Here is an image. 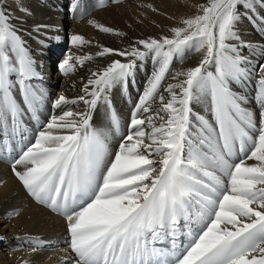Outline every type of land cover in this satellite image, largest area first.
<instances>
[{"label":"snow or ice","instance_id":"1","mask_svg":"<svg viewBox=\"0 0 264 264\" xmlns=\"http://www.w3.org/2000/svg\"><path fill=\"white\" fill-rule=\"evenodd\" d=\"M7 4L0 0V139L5 146L23 144L8 161L13 176L36 204L64 218L67 264H264V63L241 54L252 45L239 35L245 18H258L264 31V15L256 11L264 0H205L171 26L170 35L137 39L123 50L97 45L96 57L124 61L90 70L75 98L58 95L31 139L24 117L39 120L47 93L34 83L43 80L42 65L11 23ZM19 10L30 14L23 5ZM41 29L50 26L33 31ZM69 39L72 47L92 44L80 34ZM191 53L197 63L173 72L174 59L183 63ZM253 54L264 60V47ZM147 59L153 71L125 132L109 94L126 87L137 62ZM91 60V54L69 55L58 68L67 76ZM254 74L258 115L233 90ZM200 103L206 114L194 111ZM81 104L79 111L66 107ZM99 109L108 122L103 128L92 123ZM185 235L187 242L180 241ZM22 243L35 252L49 242L25 237Z\"/></svg>","mask_w":264,"mask_h":264},{"label":"bare ground","instance_id":"2","mask_svg":"<svg viewBox=\"0 0 264 264\" xmlns=\"http://www.w3.org/2000/svg\"><path fill=\"white\" fill-rule=\"evenodd\" d=\"M74 0H8L7 8L12 13L11 23L14 24L20 34L27 41L31 54L42 65L40 71L43 80L36 83L37 87H43L47 93L45 103L39 112V120L35 121L30 116L24 117L26 134L33 138L38 126H42L49 119L53 110L51 102L60 94L68 98L80 95L82 80L89 75L90 70H97L106 66L112 60L124 61L123 57L108 55L96 57L95 53L100 47L123 50L128 48L135 40L148 37H159L170 35L169 28L177 25L180 19L191 16L196 11V5L205 0H121L119 5L113 4L111 0H105V7H100V0H81L80 6L73 9L71 5ZM152 4L157 12H152L146 5ZM27 8L30 14L20 11V7ZM256 11L264 15V6L257 4ZM65 13L69 15V30H64ZM85 13L81 18V14ZM94 20L98 24L112 27L123 32V36L102 33L89 25L88 21ZM35 25H48L50 29H41L40 32L33 31ZM59 36V41L48 39ZM80 34L86 40L92 41L90 46L72 47L70 36ZM239 35L243 41L249 42L252 48H243L241 54L249 57L255 64L257 61L264 63L259 55L253 54V49L264 47V31L260 28V21L245 18L239 24ZM44 41L47 46H42ZM65 48V49H64ZM61 49L62 63L69 55L91 54L93 60L85 62L83 67L77 65L74 72L67 76L63 75L58 68L59 64L54 61L59 56ZM198 54L191 53L181 63L174 59L172 71L187 69L197 63ZM153 71L150 59L143 63L137 62L134 75L129 77L126 87L117 85L109 94L114 111L121 121L122 130L127 131L126 125L130 119V113L142 94L147 79ZM258 77L254 74L250 81L245 84L233 85V90L247 97L245 107L258 115L255 103V85ZM166 82H173L169 77ZM74 85V87H73ZM19 100V95L17 94ZM74 111L83 109V105H68ZM203 103L193 104V109L201 114L204 112ZM59 110H57L58 112ZM93 125L97 128L106 127L108 122L104 116V110L99 109L94 115ZM119 137H114L110 144V151L114 152L118 147ZM27 143V142H24ZM23 144L19 140H11L8 146L0 139V264H67L65 257L68 255L66 223L62 216L53 213L42 205L36 204L23 190L11 172L8 162L11 158L18 156ZM12 148L9 154L8 148ZM239 157L237 158L238 161ZM248 164L255 161H246ZM13 213L9 217V213ZM15 213H19L16 215ZM7 217L12 222L3 221ZM183 223V222H182ZM187 230L185 229V232ZM20 237L21 240H18ZM31 240L48 241L44 247L35 252L31 251V245L22 243L23 238ZM188 237L181 236L180 241L187 242ZM165 247L170 245H158ZM55 249V250H53Z\"/></svg>","mask_w":264,"mask_h":264},{"label":"rangeland","instance_id":"3","mask_svg":"<svg viewBox=\"0 0 264 264\" xmlns=\"http://www.w3.org/2000/svg\"><path fill=\"white\" fill-rule=\"evenodd\" d=\"M65 16V23H64V30L66 29V31H67V29L69 30V26H70V22H69V15L67 14V13H65L64 14ZM65 49V48H64ZM64 49H61V51L59 52V56L57 57V59L54 61V63L55 64H59V62H60V60L62 59V57H61V55L64 53ZM112 49H114L113 47H112ZM195 64V63H194ZM257 109H258V112H259V108L257 107ZM9 221V223H11L12 222V219L11 220H8V218L7 217H5L4 218V220L3 221ZM5 225H7V222L6 223H4V225H0V227H3V226H5Z\"/></svg>","mask_w":264,"mask_h":264}]
</instances>
